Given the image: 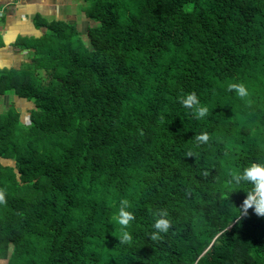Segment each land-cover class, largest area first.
Segmentation results:
<instances>
[{"label":"trees","instance_id":"trees-1","mask_svg":"<svg viewBox=\"0 0 264 264\" xmlns=\"http://www.w3.org/2000/svg\"><path fill=\"white\" fill-rule=\"evenodd\" d=\"M80 1L84 39L34 13L24 72L0 66V96L31 105L26 124L0 110L3 264H264V217L238 220L251 185L227 184L264 163V0ZM191 92L207 117L179 103ZM158 209L172 227L152 241Z\"/></svg>","mask_w":264,"mask_h":264},{"label":"clouds","instance_id":"clouds-1","mask_svg":"<svg viewBox=\"0 0 264 264\" xmlns=\"http://www.w3.org/2000/svg\"><path fill=\"white\" fill-rule=\"evenodd\" d=\"M228 91L234 92L240 99L249 97L250 93L244 83H230L228 85ZM179 103L189 109L191 114L196 119H203L208 116L209 108L206 105H202L197 94L195 92L184 94L178 98ZM197 146L208 144L211 140V136L208 132H202L194 138ZM188 157H193L196 153L189 151L186 154ZM204 176L208 175V172L203 173ZM230 178L227 180L229 185H251V188L245 193L246 196L239 206L240 220L248 215V210L252 209L254 214L258 217H264V163L255 162L250 163L243 169L232 172L229 174ZM6 195L4 190L0 189V204H6ZM132 204L128 199H121L117 213L114 216L115 222L119 225L118 241L122 245H131L133 242V236L128 230L135 220V215L129 209ZM154 224L153 231L150 234L152 241H160L162 233H167L172 227V220L168 218V213L165 210L158 209L153 213Z\"/></svg>","mask_w":264,"mask_h":264},{"label":"rangeland","instance_id":"rangeland-1","mask_svg":"<svg viewBox=\"0 0 264 264\" xmlns=\"http://www.w3.org/2000/svg\"><path fill=\"white\" fill-rule=\"evenodd\" d=\"M8 1L7 4H9ZM35 1L38 3L39 0ZM50 1H52V4L55 2V0ZM71 1L73 0H57V3H69L62 4L61 9H59V11L55 14H50V12L54 10V8L48 10V6L46 5L40 6V8L43 9L44 13L49 14L47 15L48 18H62L69 23H75L82 32L81 37L84 39L86 37L84 35L86 21L81 9L83 3L80 0H75L73 1V4L69 6ZM6 8L7 10L8 8L10 9L9 12L11 15L9 14L10 16L8 15V17L5 18V11L0 12V14H3V22L6 21L5 24L0 27V66L13 67L24 72L25 69L23 68L22 61L24 62L25 60H28L31 56V51L28 50L30 49V44L28 41L24 40V34L34 33L33 31L35 27L32 26L33 24L31 18L28 17V14H26V11H24L26 10L25 8L24 10H21L19 8H16L15 5H10ZM39 31H41V29L37 30L35 33H39ZM17 41L20 43L22 42V44H24L28 49L24 50L18 48ZM42 76H44V73L43 71L39 70L38 77L40 78ZM8 106H12L19 113L21 121L23 123H28L27 109L31 106L28 102L20 98H16L11 94H4L0 97V110L2 109L4 111ZM0 161L3 164L11 162L6 159H0ZM3 262L4 260L0 259V264H3Z\"/></svg>","mask_w":264,"mask_h":264},{"label":"crops","instance_id":"crops-1","mask_svg":"<svg viewBox=\"0 0 264 264\" xmlns=\"http://www.w3.org/2000/svg\"><path fill=\"white\" fill-rule=\"evenodd\" d=\"M7 1L8 0H0V12L1 11L2 12L5 11V13H4L5 14V18L8 17V15L10 14V12H9L10 9L8 8V10H7L6 7L10 6V5H15L16 8H19L21 10H24V8H25L26 10H24V11H26V14H28V17H30L31 20H32V17H33L34 13H39L41 15L46 14V13H44L43 9L40 8V6H45L46 5V6H48V10H50V8H54L53 12H50V14H52V13L55 14L56 12L59 11V9H61V5L62 4L69 3V2H59V3H57V0H55V2L53 4H52V1H50V0H39L38 3L35 0H9L8 1L9 4H7ZM72 4H73V1L70 2L69 6L72 5ZM2 15L3 14H0V27H2L3 24H5V22H6V21L3 22L4 18H3ZM32 24H33L32 26L35 27L33 20H32ZM24 35H27V33H25ZM0 44H1V42H0ZM8 94H10V92ZM2 95H4V94H2Z\"/></svg>","mask_w":264,"mask_h":264}]
</instances>
